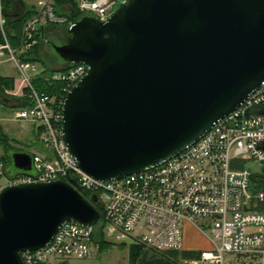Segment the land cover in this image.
I'll return each mask as SVG.
<instances>
[{
	"label": "water",
	"instance_id": "1",
	"mask_svg": "<svg viewBox=\"0 0 264 264\" xmlns=\"http://www.w3.org/2000/svg\"><path fill=\"white\" fill-rule=\"evenodd\" d=\"M43 49L87 67L63 106L71 156L96 180H120L178 155L264 82V0H126L104 21L82 14ZM9 158L8 174L32 173L31 154ZM71 184L0 190V264H23L64 222L99 221L97 196Z\"/></svg>",
	"mask_w": 264,
	"mask_h": 264
},
{
	"label": "built area",
	"instance_id": "2",
	"mask_svg": "<svg viewBox=\"0 0 264 264\" xmlns=\"http://www.w3.org/2000/svg\"><path fill=\"white\" fill-rule=\"evenodd\" d=\"M80 14L106 20L115 6L126 0H73ZM55 0H35L36 12L21 30L13 50L6 41L0 2V32L7 52L19 72V90L6 94L26 98L15 119L34 124L47 154H32V173L4 177L0 165V190L6 185L62 180L82 196H97L100 220L92 226L64 222L51 241L36 251L20 253L23 264H63L64 259H85L91 240L100 230L109 244L157 253L184 251V226L197 230L208 248L195 251L184 264H264V190L251 191L252 171L264 170V82L234 111L219 119L197 142L163 164L120 180L100 181L81 171L62 138L63 106L67 93L85 75L83 63L46 72L20 59L37 43V30L64 23L53 13ZM61 82L58 95L39 93L32 81ZM5 178V179H4ZM84 197V196H83ZM200 222V224L198 223Z\"/></svg>",
	"mask_w": 264,
	"mask_h": 264
},
{
	"label": "rangeland",
	"instance_id": "3",
	"mask_svg": "<svg viewBox=\"0 0 264 264\" xmlns=\"http://www.w3.org/2000/svg\"><path fill=\"white\" fill-rule=\"evenodd\" d=\"M28 5H34L35 0H25ZM118 6H115L111 13L116 11ZM54 15L57 17V13L54 10ZM64 27L61 24L55 26L46 27L45 34L51 32L53 34L50 35V39L55 44H60L62 42V38L64 36ZM11 49H15L11 47ZM51 57H55L53 50H50ZM3 55L0 57V76L9 78L13 80L14 85L13 88L15 90H19V72L16 69L10 57L6 54L5 51L2 52ZM40 56L44 61V66H53L50 64V59L44 55L43 49L40 50ZM35 65L39 69H44V66L40 62H34ZM42 83H46L41 79H36L32 81V86L36 91H40L42 87ZM9 91L6 90L5 93ZM10 96V95H9ZM17 101L10 100L9 105L5 106L9 108L10 113L7 117V120H3L0 122L1 135L6 140L4 146L0 144V160H3V156L5 153L11 152V150L19 151V152H27L39 155H46L47 151L45 147L41 144L37 133L33 128H36L34 124L27 123L22 120H16L14 117V112L20 109V107H13ZM248 168L252 173L256 175L263 174L264 170L259 164H249ZM5 179V178H4ZM5 181L3 179L0 180V185H4ZM200 224V222H198ZM184 247L193 248V249H207L208 243L205 237H203L197 230L195 231L192 228L184 227ZM128 248L124 247H115L109 245V247L102 252L94 251L92 247V253L88 258L85 259H74L67 258L64 259L63 264H130L128 262ZM151 251V250H149ZM143 264H184L183 257L181 253H178L177 256H172L170 254H162L151 251L150 253H143Z\"/></svg>",
	"mask_w": 264,
	"mask_h": 264
},
{
	"label": "trees",
	"instance_id": "4",
	"mask_svg": "<svg viewBox=\"0 0 264 264\" xmlns=\"http://www.w3.org/2000/svg\"><path fill=\"white\" fill-rule=\"evenodd\" d=\"M1 7H2V14L4 18V26L3 30L5 33V38L7 43L10 47L16 48L19 43L21 30L24 22L31 18L35 12L36 7L35 5H28L25 0H0ZM57 13V17H61L65 19V22L62 25L64 27V30L66 26L76 20L78 17H80L82 14H80L76 8V5L73 0H55L54 7H53V13ZM57 24H49V26H55ZM43 29L37 30L36 39L38 43L24 56H21L20 59L22 61L26 62H40L44 64V61L42 57L40 56V50H41V41H42V34ZM5 43V40L0 32V45H3ZM44 69L46 72L52 71L49 66H44ZM40 82V81H39ZM41 90L39 93L47 94L48 96H54L58 95L61 92V89L64 87V84L61 82H46L42 83ZM14 82L13 80L5 77L0 76V105L8 106L10 100L17 101L18 103H15L12 105L13 107H20L26 103V98L17 99L12 96H9L5 93L6 90H12L13 89ZM40 130H37V136L39 137ZM6 140L1 135V128H0V144L4 146ZM14 151V150H11ZM3 160H0V165L2 168V173L6 178H12L20 173L16 174H8L7 170L10 165V158H9V152L7 151L5 155L2 158ZM258 190H264V172L261 175L252 174L251 176V191L252 193H256ZM83 196L85 198L88 197V194L84 193ZM95 208L98 210L99 214L101 215V210L98 207V205L95 206ZM256 210H263L264 204L259 203L256 208ZM92 239H98L99 241H103V236L100 230H97ZM142 248L137 247H129L130 255H129V262L131 264H134L136 259L138 258V255ZM162 254H170L172 256H177V253H162ZM197 252L195 251H182L181 255L183 258H194L197 256Z\"/></svg>",
	"mask_w": 264,
	"mask_h": 264
},
{
	"label": "crops",
	"instance_id": "5",
	"mask_svg": "<svg viewBox=\"0 0 264 264\" xmlns=\"http://www.w3.org/2000/svg\"><path fill=\"white\" fill-rule=\"evenodd\" d=\"M53 33L49 32L47 34H45V38L49 35H51ZM50 68H56V66H49ZM10 108V107H9ZM9 108H6L4 105H0V122L3 121V120H7L8 118V114L10 113V110H8ZM16 112V111H15ZM15 112H14V116H15ZM15 118V117H13ZM33 130H35L36 132V129L33 128ZM184 227H186V229L189 227V228H192L191 226L189 225H185ZM194 229V228H192ZM195 230V229H194ZM196 231V230H195ZM91 245L92 247L94 248V251H98V252H102V251H105L109 245H112V246H115V247H124L125 245H113V244H109L107 242H105L104 240L103 241H99L98 239H92L91 240ZM127 247V246H126ZM128 248V247H127ZM201 250H204V249H193V248H185L184 247V251H201ZM151 251L149 250H146V249H142L138 255V258L136 259L135 263L134 264H143V253H150ZM127 253H128V262H129V255H130V251H129V248L127 250ZM130 263V262H129ZM131 264V263H130Z\"/></svg>",
	"mask_w": 264,
	"mask_h": 264
},
{
	"label": "flooded vegetation",
	"instance_id": "6",
	"mask_svg": "<svg viewBox=\"0 0 264 264\" xmlns=\"http://www.w3.org/2000/svg\"><path fill=\"white\" fill-rule=\"evenodd\" d=\"M43 53H44L45 56H47L50 59V64L53 65L54 64L53 60L51 59L50 56H48V54L44 51V49H43Z\"/></svg>",
	"mask_w": 264,
	"mask_h": 264
}]
</instances>
